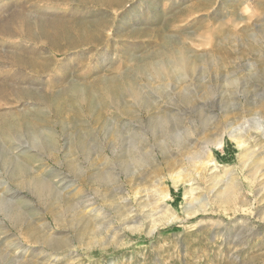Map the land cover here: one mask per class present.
<instances>
[{
    "label": "rangeland",
    "instance_id": "1",
    "mask_svg": "<svg viewBox=\"0 0 264 264\" xmlns=\"http://www.w3.org/2000/svg\"><path fill=\"white\" fill-rule=\"evenodd\" d=\"M171 47L190 69L152 113L181 137L141 163L138 110L83 100ZM2 182L0 264H264V0H0Z\"/></svg>",
    "mask_w": 264,
    "mask_h": 264
},
{
    "label": "bare ground",
    "instance_id": "2",
    "mask_svg": "<svg viewBox=\"0 0 264 264\" xmlns=\"http://www.w3.org/2000/svg\"><path fill=\"white\" fill-rule=\"evenodd\" d=\"M201 37H202V35H201ZM219 47H220V45H219ZM175 48L171 47L170 50H167L168 52L166 51L167 53L165 56H163V55L161 56L160 54L156 53L154 55V57H152L151 59H143L142 61H140L139 64H137L134 67V69H133L134 74L132 77H128V76H126V74L118 73L111 78L99 79L100 82L103 83L102 84L103 88H100L97 91L98 94H97L96 98L98 100V103L95 104L94 98L91 100H87V99L83 100V104H82L83 107L82 108L84 110L88 111L89 113L94 112V109H96V107H99V112H104V111L108 112V110L111 111L110 109H112L116 113H118V110L120 109V107L123 106L121 108V111H119V113H118V115H119L118 118H120L123 116H128L130 114V112L128 111L129 106H131L132 108L134 107V109L138 110L139 114L136 115V116H138L137 117L138 123L136 124V126L133 125L132 128H130V129L137 131V133H134L133 136L136 137L137 140L140 139V141L142 142L141 145L146 146L149 149V150H147L148 151L147 153H143L142 156L137 160L138 162H141V163L143 162V157H146V156L151 157L152 161H156L157 153L155 152L154 147L157 145L158 139L161 136L158 134V131H159L158 129L161 125L162 126L165 125L166 127H168V125H169L168 131L171 133L175 132V134H173V138L176 139L177 141L180 140V137H181V132H179V130L176 131L177 125H175L173 123L169 124V121L166 117H164V118L154 117L153 113H155V111L152 108V101H151L152 98L154 97V95L156 94L157 90L155 91L152 88L153 85L150 83V81L156 82L155 80L157 79L159 82H163L164 77H166V79L168 81H174V80H172L174 78L176 80L174 85L173 84H162V87H160V88H162L160 90L165 89V90H168L170 92V91L174 90L176 85L180 84V80L182 78L186 79L185 73L188 72L190 69V67L188 65L189 62H188V57H187L188 50L185 47H182V48L180 47L178 49H177V47H175ZM217 48H218V46H217ZM213 50H216V49H213ZM131 60L132 59H130V61ZM128 70H129V68H128ZM150 72H153V77L150 74H148ZM144 79L147 80L148 83L138 84L140 81H143ZM183 83H185V82H183ZM72 88H73L74 92L79 90V88H77L76 86H73ZM111 92L115 93V95L117 97H119L118 102H114L110 98ZM185 101H187L186 98L184 99V102ZM127 103L129 104V106ZM166 103L170 104L171 101H167ZM154 109H155V107H154ZM136 113H137V111H136ZM100 115H101V113H100ZM137 118H134V120ZM111 123H112L111 120H106L104 124L106 125V124H111ZM126 126L124 125L120 129H118V127H117L118 131L117 132L115 131V139L116 140H119V137L122 138L123 132H125L127 130ZM170 128H171V130H170ZM127 134H128V132H127ZM33 137L37 138V135L33 134ZM169 138L171 139V136H169ZM36 141H37L36 143H39L38 139ZM128 141H130V140H128ZM140 141H138V142H140ZM32 145H33V143H32ZM110 145L112 147L113 144H109V146ZM215 145L216 146L219 145V147H221L222 141H218ZM38 146L40 149V145H38ZM143 146H141V147H143ZM35 147L33 146L34 149H35ZM132 148H135V147L133 146ZM37 149H38V147H37ZM26 151H27V149H26ZM159 153L163 154V149L159 150ZM196 158H198V156ZM74 162L77 163L76 161H74ZM72 164H73V162H72ZM76 167H77V165H76ZM79 167H77V168L80 169ZM108 178H109V176H107V175L103 177V179H105V180ZM64 181H65V179L63 180L62 183H64ZM65 182H67V181H65ZM59 184H57V185H59ZM0 185L5 188L7 195H12L9 200L0 198V212H2L5 215V218H9L13 214L11 213V209H9L7 207L9 206V203H11V199L16 195V192H12V194H10L11 193L10 185L7 182H2ZM31 185H32L31 187L33 188V191H31V192L34 193L35 196H37L36 201L39 205H42V203L40 201V198H38V196L51 197V196L56 195V197H57L59 194L58 191L56 190V186L50 184L46 180H41V181L31 180ZM28 205L34 208V205L32 202H28ZM75 207L78 208V206H75Z\"/></svg>",
    "mask_w": 264,
    "mask_h": 264
}]
</instances>
